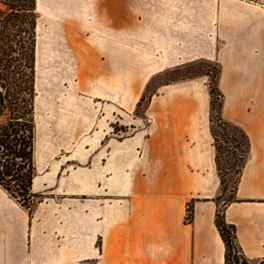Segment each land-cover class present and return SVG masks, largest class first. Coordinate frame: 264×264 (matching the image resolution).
I'll list each match as a JSON object with an SVG mask.
<instances>
[{"label":"crops","instance_id":"1","mask_svg":"<svg viewBox=\"0 0 264 264\" xmlns=\"http://www.w3.org/2000/svg\"><path fill=\"white\" fill-rule=\"evenodd\" d=\"M35 9L40 199L29 212L0 187V264H224L208 75L157 85L134 114L150 81L198 61L215 63L220 115L250 143L224 219L248 260L264 258V0Z\"/></svg>","mask_w":264,"mask_h":264},{"label":"trees","instance_id":"2","mask_svg":"<svg viewBox=\"0 0 264 264\" xmlns=\"http://www.w3.org/2000/svg\"><path fill=\"white\" fill-rule=\"evenodd\" d=\"M0 4L5 6L0 8V187L30 212L35 203L33 199L38 197L31 191L32 181L37 174L34 157V61L38 14L35 0H0ZM217 76L218 69L213 83L208 82V90L210 131L220 180V192L215 198L214 222L225 246L224 264H264V258L250 261L244 256L236 242L234 225L224 219L225 206L235 199L234 191L248 157L250 143L240 127L225 121L220 115L222 95L217 87ZM148 85L149 83L136 104L134 114L140 107L143 112L153 93L145 95ZM213 113H216L224 130L231 131V137H228V132L224 133L223 144L218 143L214 133ZM228 141L230 144H227ZM222 146L230 147L229 168L236 176L230 199L220 205L219 199L224 186L220 154ZM190 216L191 206L188 205L186 220Z\"/></svg>","mask_w":264,"mask_h":264},{"label":"rangeland","instance_id":"3","mask_svg":"<svg viewBox=\"0 0 264 264\" xmlns=\"http://www.w3.org/2000/svg\"><path fill=\"white\" fill-rule=\"evenodd\" d=\"M5 6L3 4H0V8L3 9ZM217 67L215 63L209 62V61H198L194 62L190 65L185 66L183 69L175 70L167 75L161 76L159 78H156L155 80L150 81L146 91L145 95L148 96L151 94L155 87L161 83L169 82V81H175L180 78H186V77H193L200 74H208L207 83H213L214 76L216 73ZM136 115L142 114V107H140L136 112ZM216 113H213L212 120H213V127H214V133L216 135V139L218 140L219 144H223L222 141L225 138L224 133L228 132V137H231V131H225L224 126L217 120ZM112 132L118 136H124L129 133L130 129L125 128L124 126H119L117 124H112ZM227 144H230L229 141ZM231 147V145H230ZM230 147H223L221 148V168H222V175L224 178V186H223V192L220 195L219 204L222 205L223 202H226L228 199H230V196L232 195V190L234 186V179L235 174L232 170L229 168V162L228 158L231 156ZM38 174V173H37ZM40 195H38V198H34L33 200L36 201L39 198ZM31 205V204H29Z\"/></svg>","mask_w":264,"mask_h":264}]
</instances>
